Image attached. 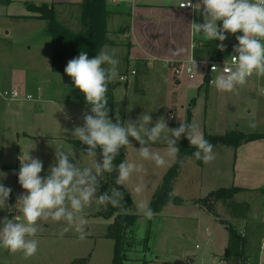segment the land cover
<instances>
[{
    "label": "crops",
    "instance_id": "crops-1",
    "mask_svg": "<svg viewBox=\"0 0 264 264\" xmlns=\"http://www.w3.org/2000/svg\"><path fill=\"white\" fill-rule=\"evenodd\" d=\"M84 1L85 0H9L5 2V0H0V18L6 16L19 19L26 24H31L32 26L30 25V28L38 29L39 34H42L33 40V45L26 47L28 52L32 50H35V54L36 51L39 52L35 64V73H55L68 76L66 73L55 71L53 62L54 42L49 35L47 23L38 19V12H32L30 6H54L57 18L60 22L66 24L74 31H80V14L82 11H80L79 5ZM184 2L185 0H107V10L111 13L107 23V30L108 24L113 25L114 23L113 33L121 34L127 41L124 45L121 43L117 44L113 40V37L109 38V36V44L106 47L107 50L124 48L126 49V62L129 64L141 65V68L144 70H153L157 75L171 74L177 91L171 96V109L169 112L171 114L170 116H174V123L177 124L178 127L182 121L186 122L188 120V114L190 112L192 115L191 124H195L198 114L203 111L206 113L208 103H212L214 98L217 99L218 105H230L229 98H235L237 94H240L242 91L244 96L248 98L246 102V107H249L248 113L252 115V117L260 113L264 114V104H261L259 100V98L264 96V77H257L254 75L249 78L246 85L235 88V92L222 93L217 91L214 85H209L208 89L205 90V87H203V80L206 79L203 73V69L206 68L205 65L207 63L211 64V62L229 59V57L234 54V46L238 44L236 36L242 35V33H226L227 39L223 41L225 48L221 51L216 47L218 41L205 40L202 36L192 33L189 24L193 21L203 23L204 19L200 12H196L191 8H182L181 4ZM197 2L198 0H192L193 4ZM124 17L129 21V24L125 26V28L117 25V19ZM217 23L218 26H222V22L218 21ZM10 33L11 32L7 31L5 35H0V42H6V38ZM109 34L110 31L108 30V35ZM193 43H195V47H193ZM190 60L196 61V78L193 81L189 80L184 72L181 79L178 80L174 76L173 65L183 64L182 66L185 67ZM16 71L17 70H14L10 73L0 71V92L4 89L14 88V84L20 82V88L23 93L33 96V99L30 101H35V96H37L50 104H56L57 101L59 102L54 93L55 87L53 88L50 82L51 79L44 84L38 82L42 80L41 77L34 76V81H32V76H29L27 71L24 72L25 74L21 79L20 76L16 75ZM132 71L136 72L133 76L138 75L137 70ZM127 74L128 71L120 73L119 78ZM129 85L130 82L128 78V81L125 82L126 92L124 96L129 94ZM132 89L133 87L131 88L130 95L132 94ZM178 89H180L179 92ZM115 93L116 92H114V94ZM252 97L254 102L251 101ZM71 98V96L68 97V102H65V104L71 103ZM261 100L264 99L262 98ZM6 101L8 100H5L0 94V129L3 130L0 132V173L6 174V178L0 177V183L12 189L6 203L14 208L17 196L24 193V189L18 182V172L20 168L19 154L21 150H25V147L19 144L26 143L27 152L35 146V149L32 150L30 154L33 158H39L42 161V177L48 174L50 165L55 162V149L61 148L67 151L73 147L77 160L82 157L79 154L82 151L72 143V141L78 139L69 138L67 135L59 137V139H53V137L49 138L48 136H46V139L34 135L32 132H34L35 128L34 125L31 124L32 122H28V124L31 125H25L24 129H21V131L9 133L6 131V118L3 117V114L8 113L7 109L10 108V106L6 104L8 103ZM235 101L238 103L237 99H235ZM84 106H88L87 103H84ZM29 109L35 108L32 106L28 108V110ZM58 109L61 110L60 107ZM74 111L81 116L82 113L84 114L83 110L79 111L75 109ZM88 111L91 113L89 109ZM72 112L70 116H68V119L72 122L79 120L75 116L76 113ZM117 112L119 113V110H117ZM178 116L181 120L176 121ZM123 118L125 121L128 120L126 116ZM120 119H122V116H120ZM201 132L203 135L204 132L209 133L205 124ZM182 138L183 135L177 141V145L181 142ZM163 146L166 145L163 143ZM231 148L232 151L226 153L228 155L225 154L228 157V162L225 164L222 162V155L220 157L216 155L215 159H218L212 161L210 171H212L215 177L217 176L216 178L222 175L229 178L230 185H227L226 188H241L243 191L238 195L254 194L262 197V221L258 223L264 226V194L260 192L264 190V139L243 145L238 149ZM83 155L86 156V152ZM86 157L82 167L91 166L92 164ZM97 157H99V155H97ZM189 160L190 158H187L183 163L181 168L182 172ZM101 161L102 160L99 162ZM199 161L200 160L194 157V164L200 171L204 169L205 166L203 165L205 163L200 164ZM71 162L75 163V160ZM77 166L81 167L78 163ZM101 182L102 178L98 195L101 190ZM216 190L218 189L211 190V192ZM101 210L102 206L98 207L95 202H93L91 207L85 209L83 215L88 221L86 239L80 240L78 234L74 231L65 233L61 238L59 232L63 227L62 224L55 223L51 220L41 222L43 230L37 235L39 240L38 252L30 258H25L20 252L13 254L0 247V264H73L75 261L81 259H87L86 264H109L111 251L113 252V264V257H115L114 242L113 246H111L110 241L112 239L108 238V233L110 226L115 221L113 218L104 219L100 217L99 213ZM16 214L18 213L15 210L10 212L7 208L0 209V227L3 226L2 221L4 218L12 219ZM222 226L224 228L223 230L220 227L218 228V238L222 239V244L218 241V248H216L211 242L210 252H202L200 255L195 256L192 264H205L204 262H211V259L216 258L219 259L218 264H223L222 257H224L228 245V231L224 225ZM260 250L259 264H264V249L261 248Z\"/></svg>",
    "mask_w": 264,
    "mask_h": 264
},
{
    "label": "rangeland",
    "instance_id": "rangeland-1",
    "mask_svg": "<svg viewBox=\"0 0 264 264\" xmlns=\"http://www.w3.org/2000/svg\"><path fill=\"white\" fill-rule=\"evenodd\" d=\"M198 23L200 22L198 21ZM128 24L129 21L126 17L117 19V25L121 27L125 28ZM30 25L16 18L6 16L0 18V35H5L7 31L11 32L6 38V42H0V71L10 73L17 70L16 75L20 76L21 79L25 74L24 72L27 71L32 79L34 76L41 77L42 80L38 82L44 84L51 79L50 82L53 88L55 87L54 93L59 102L56 100V104H50L37 96H35V101H6L8 102L6 104L10 106L7 109L8 113L3 114V117L6 118V131L9 133L21 131L25 125L33 124L35 129L32 133L40 138L47 139L46 136H48L49 138L59 139V137L67 135L69 138L76 139L72 135L73 129L83 126V116L85 113L91 114L88 111L90 107L84 106V103H86L85 97L79 89L75 88L69 76L55 73H35V64L39 52L36 51V54L35 50L28 52L26 47L33 45V40L42 34H39L38 29L30 28ZM113 25L108 24V30L110 31L108 37H113L117 44L124 45L127 42L126 39L121 34L113 33ZM112 50H115L116 58L120 61L119 74L128 71L127 75L122 76H127L130 82L129 94L124 96L126 92L125 82H120L119 76L114 81L119 85L115 91V103L122 119L125 120L123 117L126 116L128 120L125 122L136 121L146 111L150 112L153 121L149 127L154 126L156 120L162 116L168 123V117L171 115L169 112L171 109V96L177 91L171 74L157 75L153 70H144L141 65L129 64L126 62V49L114 48L108 51L112 52ZM132 70H137L138 75L133 76L131 74ZM132 87V94L130 95ZM13 89L21 90L20 82L14 84ZM179 91L180 89H178ZM233 91L235 92V89ZM70 96L72 97L71 103L65 104ZM262 98L264 99V96ZM262 98H259V100L261 104H264ZM235 99L238 100V103ZM251 99L254 102L253 97ZM247 101L248 98L244 96L243 91L237 94L235 98H229L230 105H218L217 99L214 98L212 103H208L207 112L204 113L203 111L198 114L195 124L199 126L201 131L204 129L205 124L207 131L212 135H225L233 131L263 133L264 114L260 113L252 117L248 113L249 107H246ZM32 106L35 109L28 110ZM59 107L61 110L58 109ZM75 109L83 110L84 114L82 113L81 116L74 111ZM71 112H75V116L79 120L70 121L68 116ZM179 120L181 119L178 116L176 121ZM249 121L255 122L256 127L254 129L248 126ZM28 122L32 123L28 124ZM170 122L168 123L169 128H178L174 126V119ZM2 131L0 129V132ZM129 139L132 146H127L126 159L142 164L143 171L135 173L132 180L124 186L132 199V213L138 216L135 232L127 234L126 247L129 251L127 253L128 260L125 261V264H192L195 256L200 255L202 252H210L211 242L216 248H218V241L222 244V239L218 238V228L224 229L223 222L236 225L239 232L249 238L250 244L262 248L264 226L258 223L262 221V197L254 194L236 195L232 201H220L216 204L217 217L208 213L197 204V201L206 198L211 190L226 188L227 185H230V180L225 175L216 178L217 176L215 177L210 171L212 162L204 164V169L199 171L194 164V157H190L183 172L182 170L179 171L172 182V196L176 199V202L167 205L162 212L154 215L151 220L147 218L139 208V204L143 203L148 207L151 206L152 200L162 191L164 176L176 162H170L169 166L157 167L151 161H143L136 151L140 148V144L133 138ZM19 145L25 147V150H21L19 154L22 158V155L27 153V147L26 143ZM148 146L153 150L160 149L161 151L166 148L162 142L149 144ZM214 148L215 156L220 157L222 155V162L226 164L228 162L226 156L228 154L226 153L231 152L232 148L228 146ZM79 154L82 157L79 160L75 158V163L82 167L86 156L82 152ZM86 158L89 162H92L91 158ZM96 159L99 162L102 160V156ZM203 163V161L200 162V164ZM137 183H143L146 186L141 195H137L133 191L134 185ZM244 204L248 206L247 211ZM237 206L243 207L238 208ZM238 216H244V219ZM259 232L260 234H258ZM113 242V240L110 241L111 246H113ZM196 246H199V249ZM112 255L113 252L111 251L109 264H112ZM225 255L222 257L223 264H242L236 258L226 259ZM216 259L204 263L218 264L219 259Z\"/></svg>",
    "mask_w": 264,
    "mask_h": 264
},
{
    "label": "clouds",
    "instance_id": "clouds-1",
    "mask_svg": "<svg viewBox=\"0 0 264 264\" xmlns=\"http://www.w3.org/2000/svg\"><path fill=\"white\" fill-rule=\"evenodd\" d=\"M181 7L200 12L204 22H191L192 33L205 40L220 41L216 47L221 51L225 48L226 33H242L236 36L238 44L230 57L231 67L224 66L211 81L217 91L231 92L246 85L254 75L264 77V0H198L195 4L192 0H185ZM218 21L222 26H218ZM119 63L115 50L109 52L106 46L94 58L90 59L87 52L81 51L78 57L68 61L64 71L84 95L91 112L84 114L83 126L75 127L72 135L87 146L86 156L92 158V164L78 167L77 163L71 162L75 160L73 147L67 151L57 148L55 162L50 165L48 174L42 177V161L30 154L35 146L22 158L20 156L18 182L24 193L17 196L14 208L6 203L12 189L0 183V209L18 213L12 219L4 218L2 221L0 247L13 254L20 252L25 258L34 256L39 250L37 235L43 230L41 222L49 220L63 225L59 232L61 238L74 231L80 240L86 239L88 221L83 215L85 209L93 202L105 209L109 204L119 207L124 200V193L117 187L98 195L104 174L117 173L115 184L126 186L135 173L143 171L142 164L127 159L114 163L121 148L132 146L129 138L140 144L136 150L140 158L153 162L157 167L176 162L180 152L177 141L182 135L196 149L192 154L196 159L205 164L215 160L213 144L204 138L196 124L182 121L178 128H169L162 116L149 127L153 121L150 112L146 111L136 121L123 122L118 112L115 123L109 118L108 84L119 76ZM189 63L196 69L195 60ZM218 69L213 65L212 73ZM248 126L254 129L256 124L249 121ZM160 142L166 145L163 151L148 146ZM97 149L101 150V162L96 159ZM0 177L6 178V174L0 173ZM145 188L143 183H137L133 191L141 195ZM139 208L147 218L153 217L154 212L147 205L140 203Z\"/></svg>",
    "mask_w": 264,
    "mask_h": 264
},
{
    "label": "trees",
    "instance_id": "trees-1",
    "mask_svg": "<svg viewBox=\"0 0 264 264\" xmlns=\"http://www.w3.org/2000/svg\"><path fill=\"white\" fill-rule=\"evenodd\" d=\"M9 0H5L7 2ZM32 12H38V19L43 20L47 23L48 32L54 42V54L53 62L54 69L57 72L65 73L64 69L69 60L78 57L81 51L87 52L89 58H94L99 51L109 44L107 23L111 16L110 11L107 10V0H85L79 5L80 14V31H74L66 24L60 22L57 18L54 6L40 5L30 6ZM221 43L218 41V44ZM208 80V78L206 79ZM117 82H110L108 84V107L110 109L109 118L115 123L116 122V103H115V89L117 88ZM205 90L208 89L209 84L207 81L203 84ZM88 105V104H87ZM89 106V105H88ZM90 107V106H89ZM174 119L168 120L171 123ZM192 115L191 112L188 114V120L186 123L191 124ZM121 121L125 122V120ZM174 123V122H173ZM174 126L178 127L174 123ZM204 138L217 146H228L238 149L239 147L264 139L263 133H244L241 131H233L226 133L225 135H212L204 132ZM82 152H86L87 146L83 145L79 140L72 141ZM180 149L176 163L170 168L169 172L164 176V182L161 193L155 197L150 208L154 212V215L163 211L167 205H172L176 202V199L172 196L173 180L182 168L183 163L187 158L194 157L192 154L196 149L190 146L186 136H183L181 142L177 145ZM127 146L121 148L119 156L114 161L115 164H119L121 161L126 159ZM97 155H101V150L97 149ZM183 161V163H181ZM201 162V160H200ZM117 173H105L102 177L100 193L109 191L113 187H117L118 190L124 193V200L121 201L119 207H113L108 205L105 209L99 213V216L104 219H114L115 222L110 226L108 238L114 241V256L113 264H125L128 260V249L126 247L127 234L129 232H135V226H137L138 216L132 213V199L129 196L124 186L115 184ZM243 190L238 187L220 188L216 191L211 192L206 198L198 200L197 204L202 209L210 214L217 217L216 204L220 201H232L236 195L241 193ZM264 194V190L260 191ZM240 208L241 206H237ZM243 207V206H242ZM241 207V208H242ZM244 208L247 211L248 206L244 204ZM237 209V208H235ZM153 215V216H154ZM244 219V216H238ZM154 218V217H153ZM152 218H150L151 220ZM225 225L228 235L229 242L226 249V259L236 258L241 261L242 264H259L260 261V246L256 247L249 243V238L239 232L236 225L228 222H223ZM260 234V232L258 233ZM259 236V235H258ZM261 238V236H259ZM148 248V247H147ZM238 262V261H237ZM87 259H81L75 261L73 264H86Z\"/></svg>",
    "mask_w": 264,
    "mask_h": 264
},
{
    "label": "built area",
    "instance_id": "built-area-1",
    "mask_svg": "<svg viewBox=\"0 0 264 264\" xmlns=\"http://www.w3.org/2000/svg\"><path fill=\"white\" fill-rule=\"evenodd\" d=\"M182 5V4H181ZM182 8H188V7H182ZM231 57V56H230ZM230 57L229 59L227 60H221V61H215V62H211L210 63H207L205 65V69H203V73L205 74V77L206 79L208 78V80H203V83H205L207 81V83L209 85H213L211 83V81L217 76L220 74V72L223 70V67H231V60H230ZM183 64H176V65H173V73H174V76L179 80L181 79L183 73L185 72L187 77L189 78V80H194L196 78V69L193 67V65L191 63H188L184 66H182ZM215 65L217 66V68H219L217 70V72H213L212 73V66ZM132 75H135L136 72L135 71H132L131 72ZM127 76H121L119 78V80L121 82H126L127 81ZM1 96L5 99V100H8V101H11V102H19V101H24V100H27V101H30L33 99V96L31 95H25L24 93H22V91L19 89H4L0 92ZM173 118V116H171ZM199 248V246H197V249ZM262 249H264V243L262 244Z\"/></svg>",
    "mask_w": 264,
    "mask_h": 264
}]
</instances>
